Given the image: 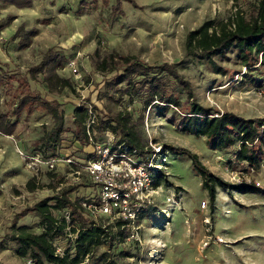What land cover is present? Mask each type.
<instances>
[{
  "label": "rangeland",
  "instance_id": "1",
  "mask_svg": "<svg viewBox=\"0 0 264 264\" xmlns=\"http://www.w3.org/2000/svg\"><path fill=\"white\" fill-rule=\"evenodd\" d=\"M119 1L121 10L114 8L118 0H109L108 4L101 0H32L29 6L1 2L0 25H4L0 27V67L17 78L26 77L30 88L60 102L66 125L64 144L71 141L75 105L90 104L99 119L125 109L136 122L146 148L152 149L155 142L163 148L165 143L185 146L224 180L235 183L244 177L263 188L241 192L218 186L210 202L189 156L165 148L164 158L160 154L157 159L163 160L161 170L167 181L157 186L151 203L145 207L138 236L116 242L109 251L115 264H264V154L257 169L247 172L239 165L233 166L228 161L232 149L211 148L204 136L180 130L174 116L177 110L171 105L166 110L160 103L145 108L143 98L134 90L132 96H121L110 84L114 70H102L99 65L101 58L111 52L134 55L155 66L170 62L192 81L202 103L264 118V87L240 80L245 67L234 77L215 73L197 57L186 55L184 48L189 29L206 18L226 19L238 7L246 11L253 0ZM84 5L86 9L78 13ZM21 24L24 30L37 29L24 48L18 47L19 37H13ZM50 46L77 60L81 77H75L66 64L57 70L60 76L70 79L71 85L50 88L45 73L35 77L29 74L28 68ZM220 62L239 68L233 60ZM20 89L17 80L0 86V112L11 110ZM52 123V115L36 107L30 114H20L12 134L0 133V264H30L27 256L14 251V225L26 224L40 231V218L29 209L32 204L62 186L78 183L65 175L62 183L51 188L48 171L54 170H48L45 164L32 166L30 158L20 153L34 151ZM101 128L100 136H104L107 131ZM63 169L59 161L56 171ZM32 176L37 186L29 189L26 182ZM78 191L88 193L91 186L81 185ZM102 250L104 247L99 246L96 253Z\"/></svg>",
  "mask_w": 264,
  "mask_h": 264
},
{
  "label": "trees",
  "instance_id": "2",
  "mask_svg": "<svg viewBox=\"0 0 264 264\" xmlns=\"http://www.w3.org/2000/svg\"><path fill=\"white\" fill-rule=\"evenodd\" d=\"M101 1L103 4L109 2V0ZM1 2L15 3L17 6L32 4V0H0ZM114 8L121 10L119 0L114 4ZM85 9L84 5L77 11L81 13ZM3 25L1 24L0 27ZM36 33V28L24 30L21 24L16 28L13 37H19L18 47L24 48L30 44L32 36ZM184 48L186 55L197 57L215 73L234 77L236 73L242 71V67H245L240 80L264 87V0L251 1L246 11L238 7L226 19H204L199 25L187 31ZM66 60L67 56L64 53L50 46L40 60L28 68V72L33 77L38 73H45L44 79L50 88L71 85L68 77H62L57 72L66 64ZM220 60H233L239 68H230ZM99 65L102 70L108 68L114 70L110 84L117 87L121 96L124 94L132 96L134 90L143 98L145 108L154 103H160L165 110L170 105L175 107L177 112L174 116L177 118V126L180 130L195 136H204L207 145L211 148L232 149V157L228 161L233 166L239 165L247 172L260 167L264 154L262 116L247 117L230 109L221 110L211 104L202 103L197 98L192 81L170 62L155 66L134 55L111 52L101 58ZM13 80L18 81L21 89L15 97L11 110L0 112L1 134H12L15 131L22 112L30 114L36 107H41L52 115L53 123L40 136L38 139L40 144L34 151L54 153L57 146H62L78 161L92 155L84 125L87 115L85 104L74 106L71 141L64 144L62 133L66 131V125L60 102H53L30 88L26 77L17 78L13 73L0 67V86L9 85ZM100 125L103 127L101 130L116 135V143L124 142L131 148H137L142 154L151 150L143 143L136 122L128 110H117L107 114L104 119L98 118V129ZM72 142L73 147H70ZM78 142L82 146H79ZM165 148L189 156L194 171L199 174L201 184L207 190L210 202L214 201L218 186L235 188L241 192L263 189L255 184L254 180L244 177L235 183H230L211 171L196 152L185 146L167 143L154 157L156 165L149 168L151 183L155 187L162 181H167L166 173L161 170L163 160L157 159L160 154L162 159L164 158ZM68 169L69 166L66 165L65 170ZM48 174L51 178L49 185L52 188L63 181L65 173L48 171ZM26 183L29 189L37 186L34 176ZM87 184L91 186V191L88 192L91 194L94 191L93 183L84 174L83 179L77 184L62 186L57 192L47 194L35 201L29 209L39 216L40 231L31 230L26 224L14 225L12 239L15 241V253L19 256H27L32 264H82L86 257L88 260L85 264H115L109 251L116 242L131 239L130 228L123 219L105 221L103 216L94 219L87 214L82 206V200L89 194H86L87 192L80 194L78 191L81 185L87 186ZM145 207L139 213L140 222ZM61 238L65 239V244L61 242ZM99 246H103L104 250L96 253ZM91 258H93L92 262Z\"/></svg>",
  "mask_w": 264,
  "mask_h": 264
},
{
  "label": "built area",
  "instance_id": "3",
  "mask_svg": "<svg viewBox=\"0 0 264 264\" xmlns=\"http://www.w3.org/2000/svg\"><path fill=\"white\" fill-rule=\"evenodd\" d=\"M66 65L75 77H81L75 58L67 57ZM86 107L84 125L88 145L92 150L89 158L78 161L62 146H57L54 153L45 154L43 150L20 153L30 158L32 166L45 164L48 170L56 171L57 163L62 162L64 176L75 182H80L83 175H87L94 187V191L86 193L89 194L88 197L82 200L87 214L94 219L105 216L107 221L123 219L130 228L129 237L136 238L139 213L151 203V197L157 188L151 183L149 168L156 165L153 159L162 150V145L155 142L151 150L142 154L137 148H131L124 142L116 143V135L112 132L107 131L104 136H100L97 113L90 104H86ZM78 144L82 146L79 142ZM66 165L69 166L68 170H65ZM65 215L68 218V213ZM87 260L86 257L82 264ZM29 263L32 264L31 259Z\"/></svg>",
  "mask_w": 264,
  "mask_h": 264
}]
</instances>
